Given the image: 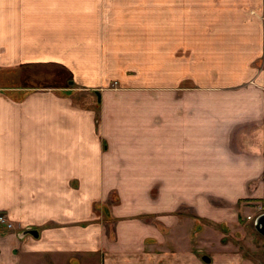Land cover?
<instances>
[{"label": "crops", "instance_id": "obj_1", "mask_svg": "<svg viewBox=\"0 0 264 264\" xmlns=\"http://www.w3.org/2000/svg\"><path fill=\"white\" fill-rule=\"evenodd\" d=\"M112 192L161 242L180 203L264 204V0H0V264H86ZM124 245L101 264H202Z\"/></svg>", "mask_w": 264, "mask_h": 264}, {"label": "rangeland", "instance_id": "obj_2", "mask_svg": "<svg viewBox=\"0 0 264 264\" xmlns=\"http://www.w3.org/2000/svg\"><path fill=\"white\" fill-rule=\"evenodd\" d=\"M43 71L44 69L29 70L31 77L28 76L25 84L31 88L49 86L54 82L59 85L64 84L63 81L66 79L61 81L62 72H54L55 78L50 80L42 78ZM50 73L52 72L50 71ZM16 80L19 81V79ZM140 192L143 193L146 190L141 189ZM158 192V189H154L151 197L156 199ZM125 193L128 194L127 191ZM146 200L141 197L135 205L129 206L127 203V207H125L118 195L112 192L106 202L94 206L95 216L97 213L101 216L94 219V224H100L103 232L99 239L93 236V247L99 241L102 243L103 250L106 246L108 248L123 247L125 246L124 242H127L128 239L131 245H141L145 251L149 249V246H170L172 249H180L187 245L188 250L202 264H264V238L254 226L256 219L264 213V204L261 202L240 201L237 205L239 214L234 222L231 220L222 222L213 218L216 215L213 211H208L206 216H201L195 206H191L192 210H188L187 203H180L174 206L172 211L171 238L169 235H165L166 239L164 238V241L161 242L160 239L153 240L147 233L150 225L158 227L160 223L149 216V205ZM210 200L212 205L219 207L213 198ZM116 206L119 212L115 214ZM129 208L130 210H128ZM137 212L141 214L135 215ZM133 231H137L138 236L122 238V233H132ZM139 235H141L140 238ZM103 250L101 253L94 251L87 255L86 264H101ZM203 257H208L210 262L205 263Z\"/></svg>", "mask_w": 264, "mask_h": 264}, {"label": "water", "instance_id": "obj_3", "mask_svg": "<svg viewBox=\"0 0 264 264\" xmlns=\"http://www.w3.org/2000/svg\"><path fill=\"white\" fill-rule=\"evenodd\" d=\"M263 220H264V213L261 214V216L256 219L254 226H255V229L264 236V228H263V223H262ZM27 234H29L33 237L38 236V233L35 230H29V231H27ZM202 259L205 263L210 262V259L208 257H203Z\"/></svg>", "mask_w": 264, "mask_h": 264}, {"label": "built area", "instance_id": "obj_4", "mask_svg": "<svg viewBox=\"0 0 264 264\" xmlns=\"http://www.w3.org/2000/svg\"><path fill=\"white\" fill-rule=\"evenodd\" d=\"M12 230L13 229V225L6 219L5 215L0 214V230Z\"/></svg>", "mask_w": 264, "mask_h": 264}, {"label": "flooded vegetation", "instance_id": "obj_5", "mask_svg": "<svg viewBox=\"0 0 264 264\" xmlns=\"http://www.w3.org/2000/svg\"><path fill=\"white\" fill-rule=\"evenodd\" d=\"M261 216V215H260ZM259 216V217H260ZM262 223H263V228H264V220L262 221ZM255 225V224H254ZM257 231V230H256ZM258 232V231H257ZM259 233V232H258ZM263 238H264V236L261 234V233H259Z\"/></svg>", "mask_w": 264, "mask_h": 264}]
</instances>
